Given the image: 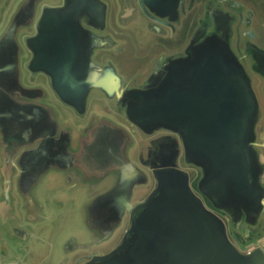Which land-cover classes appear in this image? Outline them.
Segmentation results:
<instances>
[{
  "label": "water",
  "instance_id": "1",
  "mask_svg": "<svg viewBox=\"0 0 264 264\" xmlns=\"http://www.w3.org/2000/svg\"><path fill=\"white\" fill-rule=\"evenodd\" d=\"M120 1L118 17L131 19ZM144 1L155 22L170 15ZM221 17L131 85L99 56L121 44H109V0H0V264L51 256L44 231L54 214L40 191L49 177L57 194L85 191L79 217L95 237L64 239L60 264H264L262 107L233 49L232 18ZM249 49L264 77V48ZM30 74L47 81L31 84ZM93 92L113 118H88ZM63 108L76 125L60 120ZM163 131L180 145L151 173L131 156L135 134Z\"/></svg>",
  "mask_w": 264,
  "mask_h": 264
},
{
  "label": "flooded vegetation",
  "instance_id": "2",
  "mask_svg": "<svg viewBox=\"0 0 264 264\" xmlns=\"http://www.w3.org/2000/svg\"><path fill=\"white\" fill-rule=\"evenodd\" d=\"M155 10V13L170 15L163 19V23L155 22L151 19L142 9L140 0H129L130 7H133V14L131 19H120L118 12L122 9H127L126 4L120 0H109V29L106 33L109 34V44L111 42L120 43L123 40H135V32L130 31L126 24L133 21L140 22L138 28L146 33H150L155 37L154 44L162 48V53L153 57L152 61L159 59L163 55H176L186 50L194 33L202 27L206 21H214L219 23L221 21L222 12H228L232 18L234 35L232 38L233 49L235 53L243 60L248 61V68L252 73L255 72L252 54L254 53L249 49L250 42L258 44L264 48V0H146ZM144 1V5L147 7ZM256 9H253V5ZM135 18V19H133ZM130 20V21H129ZM215 26V25H214ZM96 32V31H95ZM120 39V40H119ZM180 39L181 43L177 46L172 45L168 47L167 43H172ZM178 41V40H177ZM117 43V44H118ZM112 45H109V48ZM119 50L120 47H116ZM97 51V50H96ZM96 53V52H95ZM148 68L147 74L152 70ZM41 78L36 75H28L27 81L31 84L40 82ZM44 80L47 81L44 77ZM125 84V83H124ZM127 84V83H126ZM109 111V103L107 104ZM111 110L114 111L112 107ZM121 118V117H120ZM122 119V118H121ZM124 120V119H122ZM125 121V120H124ZM156 148L151 152L150 160L155 161L150 163L148 167L152 173V167L156 162L168 163L176 157V149L180 142L177 141L174 134L168 132H160L157 135L150 137ZM150 162V161H149ZM147 197V196H146ZM146 197L136 199L134 202L138 205L146 199ZM208 203V202H207ZM209 204V203H208ZM140 210L137 211V214ZM129 220V219H128ZM125 235V232H124ZM122 236V239L124 237ZM231 239L239 245L242 251H248L249 244L244 246L233 233L230 234ZM121 243V242H120ZM112 247L105 254L113 252L119 245ZM88 257V256H86Z\"/></svg>",
  "mask_w": 264,
  "mask_h": 264
},
{
  "label": "rangeland",
  "instance_id": "3",
  "mask_svg": "<svg viewBox=\"0 0 264 264\" xmlns=\"http://www.w3.org/2000/svg\"><path fill=\"white\" fill-rule=\"evenodd\" d=\"M250 5H253V9H256L254 4ZM134 30L133 32L136 33L135 40H123L119 45V50L112 48L109 49L108 52L99 53V56L108 58L109 63L115 66L123 80L131 85L140 83L146 79L145 76L147 75L148 68H150L151 64L154 62L152 61V59H154L153 57L162 53V48H164L163 46L159 47L154 44L156 39L150 33H146L140 28ZM177 40L172 43H167L168 47L171 48L172 45L178 46L181 41L180 39ZM95 95L96 93L93 92L88 97V118H99L100 116L113 118L112 112H109V114L104 112V105L98 103L94 99ZM60 111L59 118L62 122L66 124H77V115L69 111V109L63 108ZM135 139L136 142L131 149V156L136 162L148 167L150 163L155 161L154 159L150 160L151 152L156 149L154 143L151 140L142 139L138 134H135ZM51 179L52 178L49 177V179L45 180L40 190L42 197L46 200L45 204L48 205V212L54 214L53 218L48 222L49 227L47 225L44 231L46 234L45 236L49 239L51 244L50 248L47 247L48 249H46V251L51 252V256L43 261V256H40V254L35 258L36 262L39 263L42 261V264H60L63 255L62 247L64 246V239L75 237L79 243H92L95 239L90 231L86 230L81 217H79V208L86 197L85 191H81V188V190L75 192L73 196L67 194V192H64V194H57L53 192L52 189L50 190L52 184ZM234 232L233 230L232 233L236 235V240L240 242V245L244 246V238ZM113 244L114 240L111 243L107 242L102 244L101 249H108ZM35 245V248H38V244L36 243ZM96 248L98 249L100 247Z\"/></svg>",
  "mask_w": 264,
  "mask_h": 264
},
{
  "label": "crops",
  "instance_id": "4",
  "mask_svg": "<svg viewBox=\"0 0 264 264\" xmlns=\"http://www.w3.org/2000/svg\"><path fill=\"white\" fill-rule=\"evenodd\" d=\"M253 77H254L255 88L257 90V93H258V96L260 99V103H261V107H262V119H261V122L259 124L258 131H259V134L262 138V141L264 142V77L261 74H259V72H254ZM263 146H264V143H263ZM262 149H263V154H264V147ZM43 252L32 251L29 255L28 264H40V262L39 263L36 262L35 258L39 254L43 255L44 254Z\"/></svg>",
  "mask_w": 264,
  "mask_h": 264
}]
</instances>
